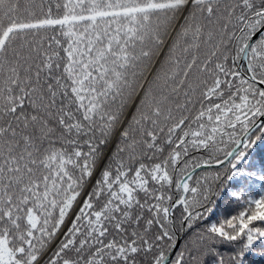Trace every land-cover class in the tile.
<instances>
[{
	"label": "snow or ice",
	"instance_id": "snow-or-ice-1",
	"mask_svg": "<svg viewBox=\"0 0 264 264\" xmlns=\"http://www.w3.org/2000/svg\"><path fill=\"white\" fill-rule=\"evenodd\" d=\"M0 264H264V0H0Z\"/></svg>",
	"mask_w": 264,
	"mask_h": 264
}]
</instances>
